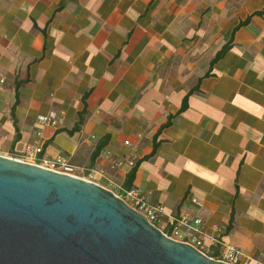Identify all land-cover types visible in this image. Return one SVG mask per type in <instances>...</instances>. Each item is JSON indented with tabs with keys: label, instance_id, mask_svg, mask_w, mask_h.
<instances>
[{
	"label": "crops",
	"instance_id": "0c3cea01",
	"mask_svg": "<svg viewBox=\"0 0 264 264\" xmlns=\"http://www.w3.org/2000/svg\"><path fill=\"white\" fill-rule=\"evenodd\" d=\"M0 137L264 263V0H0Z\"/></svg>",
	"mask_w": 264,
	"mask_h": 264
},
{
	"label": "water",
	"instance_id": "95a60500",
	"mask_svg": "<svg viewBox=\"0 0 264 264\" xmlns=\"http://www.w3.org/2000/svg\"><path fill=\"white\" fill-rule=\"evenodd\" d=\"M0 264L231 263L95 181L0 154Z\"/></svg>",
	"mask_w": 264,
	"mask_h": 264
},
{
	"label": "built area",
	"instance_id": "2783aa9c",
	"mask_svg": "<svg viewBox=\"0 0 264 264\" xmlns=\"http://www.w3.org/2000/svg\"><path fill=\"white\" fill-rule=\"evenodd\" d=\"M37 118L40 122L50 123V124L57 123V116L54 112H49L48 114H39ZM0 141H1V137H0ZM39 150L40 148L37 143L28 142L25 145V151L22 154V157H18V156H13V157L23 160L26 159L27 161L51 169L77 175L75 174V166L71 162H69L68 159L64 157V155L59 154L52 157H44L38 155ZM84 178L89 179L90 178L89 173L88 176ZM120 196H122L131 206L141 211L149 221L156 224V220L158 218V214L161 209V207L158 204H152L150 202L145 201L142 198L135 197V191L133 189L126 190L124 195H120ZM170 221H171L172 229L169 232L163 230L168 236L173 237L175 239L181 238V240L191 243L202 252L208 254L204 246L203 240L200 237V234L203 232L202 219L200 217L193 218L195 225H190L185 215L173 216ZM181 227L188 230L189 233L187 237L182 236L180 230ZM219 243L222 244V248L219 254L213 257L224 260L231 264L241 263V257H243L244 252L240 248L227 242L220 241ZM256 264H264V263L257 262Z\"/></svg>",
	"mask_w": 264,
	"mask_h": 264
},
{
	"label": "trees",
	"instance_id": "16d2710c",
	"mask_svg": "<svg viewBox=\"0 0 264 264\" xmlns=\"http://www.w3.org/2000/svg\"><path fill=\"white\" fill-rule=\"evenodd\" d=\"M259 12V11H258ZM249 19V17H247L245 20L242 21V23L246 22ZM227 49V45L224 44L217 52L214 58L219 57L225 50ZM186 96L183 99L182 102V106L181 109L184 108L186 106ZM106 137L104 138V140L102 142H100L96 148L94 149V151L92 152V158H94L96 156V154L98 153L100 147L103 145V142H105ZM133 172H134V168H131V170L129 171V173L127 174V180H131L132 176H133ZM129 187V186H128Z\"/></svg>",
	"mask_w": 264,
	"mask_h": 264
}]
</instances>
